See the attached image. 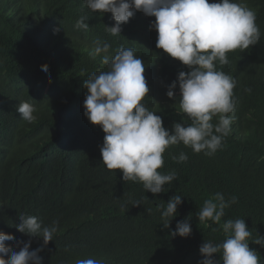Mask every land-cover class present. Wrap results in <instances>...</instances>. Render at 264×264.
<instances>
[{
  "label": "trees",
  "instance_id": "16d2710c",
  "mask_svg": "<svg viewBox=\"0 0 264 264\" xmlns=\"http://www.w3.org/2000/svg\"><path fill=\"white\" fill-rule=\"evenodd\" d=\"M242 2L255 12L261 38L249 49L227 53L229 63L218 65L237 81L231 132L212 156L182 142L169 146L158 171L175 170L177 179L164 186L165 192L152 194L142 182H124L120 169L102 163L105 133L84 115L83 82L92 72L108 70L100 56L90 55L94 41L107 42L112 53L120 46L133 48L145 65L149 87L142 103L162 117L169 131L174 121L191 123L186 114H177L179 85L175 99L166 94L178 73L190 69L156 47L157 32L150 28L155 17L137 11L122 24L121 35L112 36L106 31L115 24L111 13L92 12L83 0H0V231L18 241L31 239L34 250L43 240L18 231L20 213L35 215L45 225L58 221L54 240L38 253L42 264L85 258L102 264H198L203 258L199 246L205 240L223 241L221 225L239 218L252 233L249 247L264 264V247L251 242L264 236V0ZM82 16L88 17L87 31L75 27ZM22 101L36 108L32 123L17 111ZM181 152L186 161L172 159ZM217 192L238 201L225 209L219 225L209 227L197 214ZM174 195H181L183 203L170 228H164L156 206L166 207ZM189 217L190 236L169 235L177 221ZM213 256L220 260L219 253Z\"/></svg>",
  "mask_w": 264,
  "mask_h": 264
},
{
  "label": "clouds",
  "instance_id": "9594fccd",
  "mask_svg": "<svg viewBox=\"0 0 264 264\" xmlns=\"http://www.w3.org/2000/svg\"><path fill=\"white\" fill-rule=\"evenodd\" d=\"M92 12L111 13L115 21L106 26L112 36L121 35V26L134 17L137 11L155 17L150 28L157 32L156 47L188 66L190 71H180L170 85L167 96L175 99L174 90L179 85V111L186 114L191 123L173 122L172 130L163 126V120L149 110L142 101L149 93L145 78V65L133 48L118 47L110 52V44L96 40L90 49L94 58L101 57L107 71L92 72L83 82L87 90L83 101L84 115L105 133L100 147L102 163L109 170L120 169L122 180L142 182L143 188L152 194L165 192V185L177 179L175 170L162 174L163 153L172 145L183 143L195 153L214 155L222 147L231 125L237 119V100L234 88L237 81L219 70L229 63L227 53L241 52L259 43L261 32L256 24V14L240 0H83ZM88 17H80L75 27L88 30ZM59 29H54L58 32ZM41 69L47 73L46 64ZM250 93L251 88H245ZM20 117L32 123L36 120V108L22 101L17 106ZM218 119L213 122V118ZM183 162L188 156L181 152L172 156ZM238 198L225 199L222 192L205 199L197 214L201 222L219 225L225 209L237 203ZM183 203L181 195L172 196L163 205H157L164 228L177 215ZM134 205H140L136 201ZM149 213L151 209H146ZM190 217L177 221L169 235L188 237L192 228ZM59 222L50 225L35 215L20 213V223L15 227L29 237L42 238L43 244L30 250L31 239L18 241L13 235L0 231V264H42L38 255L49 241L54 240ZM225 239L219 243L205 240L199 246L202 259L198 264H260L257 250L249 247L252 233L244 219H228L222 225ZM215 230V229H213ZM8 242L6 244L5 242ZM251 242L264 247V236L258 235ZM19 248L14 250L13 246ZM22 245V246H21ZM220 254V260L213 254ZM75 264H102V261L85 258Z\"/></svg>",
  "mask_w": 264,
  "mask_h": 264
}]
</instances>
